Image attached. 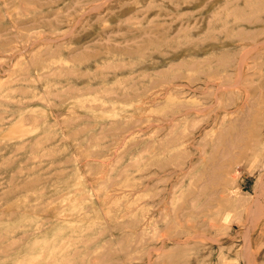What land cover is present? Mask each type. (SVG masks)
I'll list each match as a JSON object with an SVG mask.
<instances>
[{
  "label": "rangeland",
  "instance_id": "374dc122",
  "mask_svg": "<svg viewBox=\"0 0 264 264\" xmlns=\"http://www.w3.org/2000/svg\"><path fill=\"white\" fill-rule=\"evenodd\" d=\"M0 264H264V0H0Z\"/></svg>",
  "mask_w": 264,
  "mask_h": 264
},
{
  "label": "bare ground",
  "instance_id": "6f19581e",
  "mask_svg": "<svg viewBox=\"0 0 264 264\" xmlns=\"http://www.w3.org/2000/svg\"><path fill=\"white\" fill-rule=\"evenodd\" d=\"M45 66H47V65L45 64Z\"/></svg>",
  "mask_w": 264,
  "mask_h": 264
}]
</instances>
